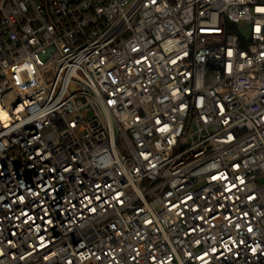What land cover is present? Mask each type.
Instances as JSON below:
<instances>
[{
	"label": "built area",
	"instance_id": "obj_1",
	"mask_svg": "<svg viewBox=\"0 0 264 264\" xmlns=\"http://www.w3.org/2000/svg\"><path fill=\"white\" fill-rule=\"evenodd\" d=\"M0 264H264V0H0Z\"/></svg>",
	"mask_w": 264,
	"mask_h": 264
},
{
	"label": "bare ground",
	"instance_id": "obj_2",
	"mask_svg": "<svg viewBox=\"0 0 264 264\" xmlns=\"http://www.w3.org/2000/svg\"><path fill=\"white\" fill-rule=\"evenodd\" d=\"M1 117H3V115L1 114Z\"/></svg>",
	"mask_w": 264,
	"mask_h": 264
}]
</instances>
